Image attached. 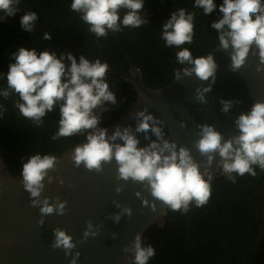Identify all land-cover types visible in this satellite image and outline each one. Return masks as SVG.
Listing matches in <instances>:
<instances>
[{
    "label": "clouds",
    "instance_id": "9594fccd",
    "mask_svg": "<svg viewBox=\"0 0 264 264\" xmlns=\"http://www.w3.org/2000/svg\"><path fill=\"white\" fill-rule=\"evenodd\" d=\"M20 3L21 0H0V13H3L0 21L20 12ZM144 3L145 0H72L70 10L78 14L88 26V31L99 40L107 38L109 32L119 33L124 28L139 29L148 24L143 14ZM193 7L202 9L203 14L209 16L218 6L215 0H194ZM218 10L221 16L211 27L218 33L216 48L225 52L231 49V70L239 71L253 48L256 50L253 54L259 57V64L264 65V0H223ZM195 16V12L185 8L173 11L170 19L161 27L160 39L164 41V47L179 49L175 58L182 67L173 69L174 81L195 75L201 81L211 78L215 83L218 66L212 53L194 58L189 48L183 47L193 43ZM37 20L36 12H26L20 19L21 28L32 33ZM42 38L50 40L51 33L44 32ZM12 59L15 62L9 64L7 86L0 88V97L8 100L14 95L18 96L14 107L37 127L43 125L44 117L58 107V130L51 140L76 135H83L85 139L71 150L75 167L83 165L89 172L99 174L103 172L105 164L115 160L117 180H131L143 185L154 201L161 202L168 211L186 215L193 204L197 208L207 205L213 180L208 169L217 154L221 158V174L233 184L237 176L249 174L256 177V167L264 171V102H255L250 112L239 115L235 121L239 134L228 140L214 125H198L199 139L194 147L207 162L205 170L201 172V165L193 159L188 148L178 147L176 142L164 139L161 127L156 126L162 121L146 114L147 109L136 114V131H151L157 137L158 142H152L147 147H138L139 140L128 128H117L108 137L107 129L99 127L101 121L96 110H106V104H117L116 94L107 80L110 67L107 62L97 58L93 63L85 55L77 60L71 52L61 53L58 58L56 53L48 50L37 52L35 48L28 50L23 47L12 54ZM257 71H264V68L257 67ZM4 78L5 74L0 73V79ZM210 91L211 85L197 88V101L207 103L204 94ZM220 103L223 105L222 111L227 113L234 102L221 100ZM6 111L5 106L0 104V119L4 118ZM117 140L123 143H115ZM60 159L57 155L36 153L22 164V184L29 193L31 206L39 209L40 226L44 225L46 216L65 214L67 201L61 202L57 198L50 203L49 198H42L45 180L52 184L58 179L49 173L55 170ZM58 182L64 184L63 179H58ZM122 191V186L116 188L118 194ZM136 196L142 199L145 206H149V201L139 191ZM117 207L121 205L117 204ZM150 207L153 212L156 211V203H151ZM161 214H166V211ZM121 215L130 218L132 209L122 207L121 213L112 219L118 224ZM98 234L99 226L94 227L89 221L80 243ZM53 236L52 248L63 250L65 256H72L70 264H77L80 253L77 251L73 256L77 244L72 236L60 228L53 230ZM115 238L116 233H113ZM123 251L130 254L125 264H149L157 255L155 247L146 243L141 234H137L132 244Z\"/></svg>",
    "mask_w": 264,
    "mask_h": 264
},
{
    "label": "trees",
    "instance_id": "16d2710c",
    "mask_svg": "<svg viewBox=\"0 0 264 264\" xmlns=\"http://www.w3.org/2000/svg\"><path fill=\"white\" fill-rule=\"evenodd\" d=\"M71 2L21 0L20 12L0 21V73L5 74L0 79V88L7 86L9 64L15 62L12 54L21 47L35 48L37 52L48 50L58 58L68 52L77 60L81 55L99 58L124 72L130 71L128 56L140 68L148 86L162 87L173 79V69L182 67L175 58L179 49L164 47L160 39L162 25L180 8L196 13L193 43L183 46L189 48L194 58L209 53L218 43V33L211 24L221 16L218 9L223 0H215L217 10L209 16L193 7L194 0H145L143 14L148 24L139 29L109 32L107 38L99 40L88 31L78 14L70 10ZM29 11L38 16L32 33L20 25L22 15ZM44 32L51 33L50 40L42 38ZM107 80L116 94L117 104H106V110H96L100 128L108 127L124 114L136 96L134 86L126 79L108 72ZM16 99V95L8 100L0 97V104L7 109L0 119V155L13 172L20 174L23 162L31 155L61 156L85 140L83 135L51 140L58 130L59 108L48 113L43 125L37 127L19 114L14 107ZM14 154L22 159L20 166L11 160ZM256 172V177L237 176L235 184L221 175L211 183L212 194L207 205L197 208L193 204L186 215L167 211L163 225L151 228L145 235L146 243L157 251L149 264H264V171L256 167Z\"/></svg>",
    "mask_w": 264,
    "mask_h": 264
},
{
    "label": "water",
    "instance_id": "95a60500",
    "mask_svg": "<svg viewBox=\"0 0 264 264\" xmlns=\"http://www.w3.org/2000/svg\"><path fill=\"white\" fill-rule=\"evenodd\" d=\"M214 49L204 56L212 53L217 63L215 83H212L211 78L201 81L193 75L180 81L172 79L162 87L152 88L145 83L141 70L133 66L128 56L131 71L123 72L109 67L108 72L126 79L134 86L136 96L125 113L105 128L108 137L117 128H128L139 140L140 148L158 142L151 131H136V114L147 109L146 114L162 121L156 126L161 127L164 139L176 142L178 147L188 148L203 172L206 158L194 147L199 139L198 125H214L228 140L239 134L235 125L239 115L250 112L255 102H264V71H257V67L264 68V65H260L258 55L253 54L255 48L250 51L246 64L237 72L230 68L231 49L227 52L216 47ZM88 59L93 63L95 61V58ZM210 85L211 91L204 94L207 103L197 101L196 89ZM221 100L234 102L227 113L222 111ZM83 142L85 140L80 143ZM115 143L123 142L117 140ZM76 145L59 156L60 162L49 173L50 176L63 179L64 184L60 185L58 179L52 184L45 180L42 194V198H49L50 203L57 198L61 202L67 201L65 214L44 217L43 226L38 224L41 214L38 208L31 206L29 193L24 190L20 174L13 172L6 159L0 155V264H70L72 256H65L63 250L51 246L53 230L56 228L65 230L77 244L73 251V256L77 251L80 253L77 264H125L130 254L123 250L132 244L135 236L141 234L142 239H145L151 228L163 225L166 214L161 213H167V208L161 202L154 201L143 185L131 180H117L115 160L105 164L103 172L99 174L89 172L83 165L75 167L71 150ZM220 160L217 154L208 169L212 173V182L222 175ZM121 186L123 191L118 194L116 188ZM138 191L149 201V206H145L142 199L136 196ZM153 202L157 206L155 212L150 207ZM117 204L121 207H117ZM122 207L131 208L132 216L121 215L117 224L112 217L120 214ZM89 221L94 227L99 226V234L80 243ZM113 233H116L115 239Z\"/></svg>",
    "mask_w": 264,
    "mask_h": 264
},
{
    "label": "flooded vegetation",
    "instance_id": "af4514ba",
    "mask_svg": "<svg viewBox=\"0 0 264 264\" xmlns=\"http://www.w3.org/2000/svg\"><path fill=\"white\" fill-rule=\"evenodd\" d=\"M132 62V61H131ZM133 64V63H132ZM133 66L134 67H136L134 64H133ZM130 67V71H131V65L129 66L128 65V68ZM137 68V67H136ZM140 69V68H139ZM124 72V71H123ZM162 82H160V83H157V84H153V86H157V85H159V84H161ZM128 93H129V91H128ZM123 111V110H122ZM120 112H121V110H120ZM10 149H12L11 147H10ZM12 161H15V163L18 165V166H20L21 164H22V159L18 156V155H16V154H14V156H13V159H11ZM16 169H18V168H16Z\"/></svg>",
    "mask_w": 264,
    "mask_h": 264
}]
</instances>
